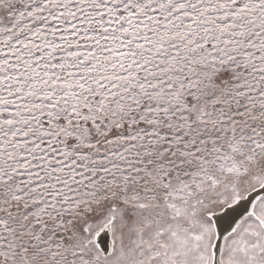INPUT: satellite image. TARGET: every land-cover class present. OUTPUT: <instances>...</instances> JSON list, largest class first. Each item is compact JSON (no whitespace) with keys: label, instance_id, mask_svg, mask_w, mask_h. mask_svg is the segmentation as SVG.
<instances>
[{"label":"snow or ice","instance_id":"1","mask_svg":"<svg viewBox=\"0 0 264 264\" xmlns=\"http://www.w3.org/2000/svg\"><path fill=\"white\" fill-rule=\"evenodd\" d=\"M0 264H264V0H0Z\"/></svg>","mask_w":264,"mask_h":264}]
</instances>
